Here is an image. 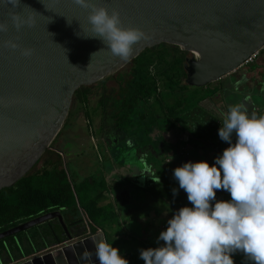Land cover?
<instances>
[{"label":"water","instance_id":"1","mask_svg":"<svg viewBox=\"0 0 264 264\" xmlns=\"http://www.w3.org/2000/svg\"><path fill=\"white\" fill-rule=\"evenodd\" d=\"M95 2L116 9L122 26L138 28L150 37L132 46L127 61L110 55L98 39L83 37L86 11L72 0H19L15 9L0 2V22L8 25V31L0 33V189L13 185L34 165L33 170L43 165L40 158L65 119L85 122L83 105L73 99L81 86L89 87L86 110L90 122L101 119V115L112 117L115 99L125 89L128 74L122 82L108 81L105 93L111 102L104 115L96 110L101 90L94 83L121 69L127 73L129 62L144 49L164 43L188 52L190 56L183 63L184 81L192 87H204L234 72L248 56L264 48V0ZM10 11L22 16L34 11V25L16 30L8 16ZM5 40L14 41L19 47L5 48ZM25 47L32 49L31 56L20 55L19 49ZM111 86L114 90H109ZM70 108L72 113L68 117ZM61 211H48L0 231V240L56 219L65 235L57 244L64 245L78 232L68 229ZM88 237L91 241L103 239L102 233ZM87 241L78 240L56 252L64 255L65 264H81V253L76 247L86 245ZM74 249L76 260L73 258L71 262ZM41 254L14 264H44L46 257L52 258L53 264L57 261L52 252ZM91 262L97 264V259ZM0 264H3L1 254Z\"/></svg>","mask_w":264,"mask_h":264},{"label":"clouds","instance_id":"2","mask_svg":"<svg viewBox=\"0 0 264 264\" xmlns=\"http://www.w3.org/2000/svg\"><path fill=\"white\" fill-rule=\"evenodd\" d=\"M0 2L11 9L19 5V0ZM72 3L86 11L83 37L98 39L110 55L122 61H127L134 44L150 38L138 28L122 26L116 9H107L95 0ZM33 12L22 16L10 11L12 27H32ZM7 31L8 25L0 22V33ZM3 46L19 47L12 40L3 41ZM19 51L23 57L32 55L30 47ZM241 82L237 80L233 88ZM219 124L218 138L227 147L213 158L211 166L201 160L172 169L173 179L191 206L173 212L156 237L157 247L138 251L143 264H233L231 255L237 252L245 264H264V114H249L245 104L238 102L227 106ZM214 190H224L230 198L217 200ZM171 191L175 196L176 189ZM92 242L94 252L84 250L81 264H92L93 254L97 264H128L111 243L103 239Z\"/></svg>","mask_w":264,"mask_h":264},{"label":"trees","instance_id":"3","mask_svg":"<svg viewBox=\"0 0 264 264\" xmlns=\"http://www.w3.org/2000/svg\"><path fill=\"white\" fill-rule=\"evenodd\" d=\"M183 61L184 51L164 43L146 48L132 59V68L128 72L125 89L121 90L120 101L115 103L116 111L111 114L114 118V129L120 130V123L130 121V112L135 111L137 117L148 116L150 118L146 123L137 126L142 132V141L150 139L155 128L169 129L176 127L189 132L190 137L193 139L191 142L192 148L204 149L205 145L202 143H206V140L203 137V130L200 128L193 129L186 121L192 119L191 122L195 121L197 125V119L204 114L198 103L213 94L214 90L209 87L203 89V87L191 86L192 90L188 92L189 85L184 81ZM88 91V86H81L74 92L73 99L76 98L79 104L83 105L82 117L89 124V111L86 110L88 107L86 105ZM169 98L174 103H167ZM185 98L189 99L183 102L182 100ZM106 102L100 96L96 106V110L100 114L107 110ZM71 113L70 108L67 116L69 117ZM174 113H176L175 116ZM102 118L101 115V120ZM68 119H65L62 128L66 125ZM103 126L104 122L101 121L99 129L102 130ZM61 129L40 158V160H43L42 168L33 170L34 165L27 174L19 178L13 185L0 189V231L42 213L62 209L61 212L66 210L71 216L80 215V222L84 225V233L87 236L102 233L105 241H107V238L128 236L129 234H122L117 227L115 228L120 213L116 210V203H113L114 201L110 202L105 197V192L110 191V189L103 181V177L110 166L104 164L102 174L98 180L99 188L94 185L96 183L92 176L84 177L81 181L76 182V177L63 167L60 151L52 146ZM134 146H137L140 152L149 150L148 145L145 143L135 144ZM125 151L127 149H114L115 155L126 153ZM139 162L140 167L137 171L132 170L133 175L140 176L146 172L145 167L148 165L143 161V157L140 158ZM229 198V194L223 192L222 197L220 196L217 199L228 200ZM43 227H45L44 231L39 229ZM32 232L31 235H27L28 243H30L23 247L22 252H19L20 248L17 244H20L21 235L27 233V231H21L1 239L0 251L5 250L6 245L10 252L18 250V255L20 253L22 255L21 261L29 259L34 253H40L42 247L48 244L46 237L52 234L51 230L44 223L34 226ZM38 238L43 239L44 242H39ZM136 242L139 245H135L126 253L120 254L128 261V264H143V261L139 259L138 251L151 247L146 241L139 242L136 240ZM236 255L238 253L231 255L233 264H241L244 259L243 255L240 257Z\"/></svg>","mask_w":264,"mask_h":264},{"label":"crops","instance_id":"4","mask_svg":"<svg viewBox=\"0 0 264 264\" xmlns=\"http://www.w3.org/2000/svg\"><path fill=\"white\" fill-rule=\"evenodd\" d=\"M255 70H257L258 72V76H253L252 71ZM237 80H242V82L234 89L233 85ZM206 87L212 88L214 92L213 94L201 100L199 104L201 102H206L208 104L211 103L215 111L213 110L203 111L202 109L201 111H203L204 114H202L201 117L199 116V118L197 119L196 121L197 125L194 124L191 126L193 127V129L196 130L199 129L200 128L199 126L204 124V122L206 121H208V123L212 122L213 126H215L216 123L219 124V120L222 119L221 117L222 111H226V107H227L226 105L230 104V103L228 104L226 99L223 97V91L231 92L229 91L231 88H233L232 90H237L239 93L242 92L241 95L243 96H240L242 99H238L236 103L243 102L247 109L252 108L254 109V111H261L259 108L260 105L259 101L261 99L258 100V105L256 104L250 105V104L251 101H254L256 103V100L253 99V96L256 94V92L257 93L264 92V48L259 51L257 57L251 64L243 65L239 67L234 72L223 76L219 80H216L214 82L205 85L203 89H205ZM244 88L246 90H244ZM245 96L249 97L247 101L244 100ZM199 107L201 109L200 105ZM100 121L101 119L96 120V125L98 126V128L100 127ZM190 123L187 124L189 125ZM110 131L112 132L111 133L112 136L109 137L116 138L117 136L114 135L115 134L114 130L113 129L109 130L107 126H103V129L99 131V134L97 136L105 148L104 151L105 152L104 157L106 158L105 164L110 166L108 168L109 169L108 172L105 173L103 177V181L107 184V186L110 189V191L105 192L106 193L105 197H107V199L110 202L114 201L113 203H116V210L120 213V214L118 213L119 219L121 216H123L126 218L127 222H131L132 225L140 224L143 227H148L149 231H145L144 234L146 236H149L150 231L152 232L153 230H155L156 233H159L160 231L164 230V225L161 223L159 225H155L156 220L154 218L157 216V214L155 213L156 208L154 204L160 203L162 201L161 199H163L160 190L162 189V187H168V186L170 187L171 185L176 189V197H177L179 194L178 193L179 188L176 181L172 177V169L182 165L184 162L198 161V159L200 158V153L196 152L195 153L196 157H195L194 154L184 152V150H180V155H179L176 154L178 152V149L172 147V145H174L175 143H177V145L179 143H182V145H184L183 148L191 146V142L193 141V139L190 137L188 131L176 127L165 129V131L159 128H155L151 133L150 139L145 140L149 145L148 148L149 150L148 151L143 150L142 152L138 150L139 156H137V160L139 157L140 158L143 157V161L148 165L147 167H145L146 172L144 175L136 176L132 174L133 173L132 170L137 171L139 169L140 167V165L138 164L139 160L129 161L124 158L123 159L120 157L118 158V155H115L116 153H114V149L118 148V145L116 144L117 141L109 144V140L106 139L108 137L106 135V132H110ZM185 131L189 134V137H186L187 134ZM116 139L119 138L117 137ZM211 140L212 138L208 143H212ZM202 144L206 146V143L205 144L202 143ZM213 147H214L213 149H217L215 148L214 145ZM216 151L217 153L219 152V150ZM215 153L216 152L214 150L213 154ZM161 154L163 155V158H159V155ZM133 156L132 157L135 158L136 155ZM164 158L168 160L166 159L164 160ZM103 167L104 165L98 167L100 175L102 174ZM84 177H88V176L86 175ZM157 177H158V181H157ZM83 178L76 177V180L79 182ZM95 183L96 184L94 185H96V188H99L100 185L98 184V181ZM224 192L227 193L226 191ZM183 198L184 199L186 198L185 193H183ZM186 202L189 203L188 201ZM118 206L119 208H117ZM62 213H63L64 221L66 223H71L70 221L74 220V218L77 216V215L76 216L74 215L75 217L71 216V214L66 210H64ZM81 219H82V215H81ZM78 221L80 223L78 224V226H83L82 228H84V225L80 222V217ZM31 233L33 232L27 231V233L21 235V242L20 244H17L20 248L19 252H22L23 247L24 246L26 247L30 243V242L28 243L27 235H31ZM49 236H50L49 238L50 240L51 235ZM142 240L144 241V239ZM142 240L139 239L137 241L141 242ZM38 241L39 242L43 241V239L38 238ZM4 249H5L4 250L5 254L8 255L9 258H11L12 260L16 261L22 258L21 253L18 255L17 252L18 250L17 251L13 250V252H10V249L8 248L7 245L5 246ZM240 256L242 255H239V257Z\"/></svg>","mask_w":264,"mask_h":264},{"label":"rangeland","instance_id":"5","mask_svg":"<svg viewBox=\"0 0 264 264\" xmlns=\"http://www.w3.org/2000/svg\"><path fill=\"white\" fill-rule=\"evenodd\" d=\"M252 73H253V76H258L257 70L252 71ZM232 89L233 88H231L229 90L231 92L223 91V97L226 99L228 104L229 103L235 104L238 99H242L240 96H243V95H241L242 92L239 93L237 90H232ZM190 90H192L191 86H189L188 92ZM244 90H246V89L244 88ZM162 91H164V90H162ZM252 91H254V90H252ZM188 99L189 98H185L182 101L186 102ZM253 99L256 100V103L254 101H251L250 105H255V104L258 105V100L261 99L259 101V104H260L259 108L261 111H254V109L250 108V109H247L248 113L249 114L255 113L257 115L264 114V92L263 93H257L256 92V94L253 96ZM171 102H173L172 99H170V98L167 99V103H171ZM199 105L201 106V110L203 109V111H211V110L215 111L213 109L211 103L208 104L206 102H201L200 104L198 103V106ZM226 106H228V105H226ZM226 109H227V107H226ZM224 112L225 111H222V113H224ZM135 113H136L135 111L130 112V115H131L130 121L120 123V126H119L120 130L118 131V133L120 134L121 139H118L116 142L115 141L116 139L108 137L109 144L112 143V141H113V142H116V144L118 145V149H121V148H122V150L127 149V151H125L126 153L118 155V158L119 157L122 159L124 158V159L129 160V161L130 160L136 161L137 156H139V154H138L139 149L137 146H134L135 144L145 143L148 145V143L145 140H143V141L141 140V138L143 139V136L141 134L142 132L139 128H137V126L140 124L146 123V121L149 120L150 118L148 116H144V117L140 118V117H137V115H135ZM159 113H160V111H159ZM175 114L176 113H174V116H175ZM182 118H183V116H182ZM101 121L104 122V126H107L109 128V130L114 128V126H113L114 118L113 117L103 118ZM186 122L190 123L191 120L186 121ZM194 124H195V121L190 123L191 126ZM158 125L160 126V124H158ZM218 127H219L218 123H216V125L213 126L212 122L208 123V121L204 122V124L201 125L200 129L203 130V137L206 140V146L204 149H202V148L194 149L191 146H189V147L185 146L186 148H183L184 145H182V143H179L178 145H177V143H175L174 145H172V147H175L176 149H178V152L176 154H180V150H184V152H188V153H191L194 155L196 152H198V153H200V158L198 159V161H201V160L206 161L209 164V166H211L213 163V158L215 156L219 155L221 153L222 149H224L227 146L226 142H223L218 138V135H217ZM159 129H162L165 131V128H163V127H160ZM99 131H100V129L96 125V120L89 122V124L85 123V122L77 121V120H70V121H67L66 125L61 129L59 136L55 140L54 148L57 149V151H60V153H61V157L63 160V167L65 169H67L69 172H71V174L74 177H82L83 178L84 176L87 175V176H92L93 179L95 180L94 182H97L99 180L100 172H99L98 167L101 165L103 166L106 162L105 161L106 158L104 157L105 156L104 155L105 148H104L102 142L100 141V139L97 137L99 134ZM186 134H187L186 137H189V134L187 132H186ZM211 138H212V140H211L212 143H208V142H210ZM139 139H140V142H139ZM213 145L217 149H213L214 148ZM181 147H182V149H181ZM147 148H149V145ZM214 150L216 152L215 154H213ZM216 150H219V152L217 153ZM133 155H136L135 158H133L134 157ZM130 157H132V158H130ZM195 157H196V155H195ZM159 158H163V155L162 154L159 155ZM166 158H164V160ZM138 160H140V157L138 158ZM166 160H168V159H166ZM174 160H175V158H174ZM138 163H140V162L138 161ZM42 166L36 170H39L40 168H42ZM76 182H78V181H76ZM173 188L174 187L171 185H170V187L169 186L168 187H162L161 190L159 188V190L162 193L161 195H162L164 200L161 199L162 201L160 203L154 204L155 208H156L155 213L157 214V216L154 218L156 220L155 225H159L161 223L164 225V228H165L166 227V221L169 218H171L173 212H175L178 208H180L182 206H189V207L191 206L190 203L186 202L187 199L183 198V193H184L183 190L179 189V192H178L179 194L176 197V194H175V196H173V194H172L171 190ZM214 191H215V198L216 199L220 196L222 197L223 192H224V190H214ZM217 200H220V199H217ZM79 217L80 216L77 215L74 219L78 220ZM77 222H78L77 223V226H78V224H80V223H79V221H77ZM116 227L120 232H122V234H124V233L129 234L128 236L122 235L119 237L107 238V241L109 243H111V245L118 250L119 254L126 253L131 248H134L135 245H139V243L136 242V240H139V239H141V240L144 239V241H146V243L149 244V246H151V247H157L158 246V242L156 241V237L158 236L159 233H156L155 230H153L152 232L150 231V233H149L150 235L146 236L144 234H145V231H149L148 227H143L140 224L132 225L131 222H127L126 218L123 216H121L120 219L118 218L117 225L115 226V228ZM32 228L33 227L27 229L26 231L32 232ZM42 229H43V231L45 230V228H42ZM73 232H78L77 234L73 233L75 235V238L73 240L68 241V243H66L64 245H62V244L58 245L55 243L53 245H51L50 242H48V244L46 245V248L43 249V252H41L42 253L41 255H46V253L52 252L53 257L57 260L55 262V264L56 263L57 264L58 263L59 264H65L64 255L60 252H56V250L61 249L62 247H67L68 245H72L73 243L78 242V240L79 241H83V240L87 241L89 239H90V241L89 242L87 241L88 243L86 245L85 244H82L81 246L79 245L78 247H76V249L80 253H82L84 250H88L89 252H94L93 242L91 241L90 237H88L87 235H84V233H83L84 229L81 226H79L78 228L75 227V230ZM162 243H163L162 241L159 242V244H162ZM67 252L70 253L69 250ZM73 253H75V249L72 250L71 254H73ZM0 254L3 257V264H9V262H12L14 264L17 261V260L15 261V260H12L11 258H9V256L5 254L4 250H1ZM238 255H242V254L238 253ZM238 255H236V256H238ZM37 256H40V254L35 255L34 257H37ZM75 256H76V254H73V256L71 257L72 259L69 258L71 260V262H74L73 258L76 260ZM91 259L96 260V257L94 254L92 255ZM43 262H44V264H53L52 258H49V257H46ZM244 263L245 262L243 259L241 264H244Z\"/></svg>","mask_w":264,"mask_h":264},{"label":"flooded vegetation","instance_id":"6","mask_svg":"<svg viewBox=\"0 0 264 264\" xmlns=\"http://www.w3.org/2000/svg\"><path fill=\"white\" fill-rule=\"evenodd\" d=\"M180 50V49H179ZM181 51H183V50H181ZM190 56V54L188 53V52H185L184 51V60H185V58H187V57H189ZM130 64H131V62H129ZM183 63H184V61H183ZM182 66H183V64H182ZM132 68V64L129 66V69H128V71H127V73H123V71H122V69L121 70H119L118 72H116V73H114L113 75H111V76H107V77H105L104 79H102V80H100V81H98V82H96V83H94V85H96V84H99V86H100V90H101V96L103 97V100H106L107 102H106V106H107V104L108 105H110V103L109 102H111V100L109 99V98H107V94L105 93L106 92V89H107V83H108V81H112L113 83L114 82H122L123 80H125V77H126V75L128 74V72L130 71V69ZM116 74V75H115ZM108 78H110V79H108ZM112 83V84H113ZM110 87V86H109ZM114 90V88H113V86H111V88H109V90ZM93 97L94 96H92V100H93ZM113 98V97H112ZM117 102H119L120 101V97H119V95H118V97L115 99ZM112 101H114V98L112 99ZM113 130H114V132H115V136H117L119 139H120V135H119V133H118V131H116V129H114L113 128ZM113 132V133H114ZM111 131L110 132H106V135L109 137V136H112L111 135ZM108 137L106 138V139H108ZM116 137V138H117ZM116 138H114V139H116ZM118 139H116L115 141H117ZM63 214V213H62ZM76 221H78V220H71L70 222L71 223H66L67 225H68V229L71 231H74L75 230V227H79V226H77V223L78 222H76ZM44 224V223H43ZM45 224L48 226V228H50V230H51V239L49 240V238H50V236L48 235L47 237H46V240H48V242H50V244L51 245H53L54 243L55 244H57V242H61V240H63V239H65V235L64 234H62L63 233V231H62V228H61V226H60V224L58 223V221L56 220V219H52V220H50V221H48V222H45ZM43 228H45V227H43ZM47 228V227H46ZM39 229H42V228H39ZM26 231V230H25ZM39 232H42V231H39ZM40 234H42V233H40ZM61 234V235H60ZM59 235V236H58ZM46 248V246H44V247H42V249L40 250L41 252H43V249H45ZM40 252V253H41ZM39 252L38 253H34L35 255H39L40 254Z\"/></svg>","mask_w":264,"mask_h":264},{"label":"built area","instance_id":"7","mask_svg":"<svg viewBox=\"0 0 264 264\" xmlns=\"http://www.w3.org/2000/svg\"><path fill=\"white\" fill-rule=\"evenodd\" d=\"M258 53H259V52H258ZM258 53H252L250 56H248V57L244 60L242 66H243V65L251 64V63L255 60V58L257 57Z\"/></svg>","mask_w":264,"mask_h":264}]
</instances>
